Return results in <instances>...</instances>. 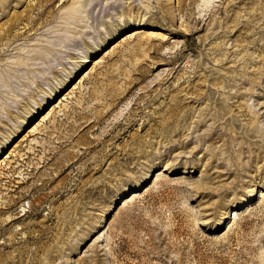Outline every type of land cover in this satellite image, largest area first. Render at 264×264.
Here are the masks:
<instances>
[{
	"label": "rangeland",
	"instance_id": "374dc122",
	"mask_svg": "<svg viewBox=\"0 0 264 264\" xmlns=\"http://www.w3.org/2000/svg\"><path fill=\"white\" fill-rule=\"evenodd\" d=\"M6 139L0 264H264V0H4Z\"/></svg>",
	"mask_w": 264,
	"mask_h": 264
},
{
	"label": "bare ground",
	"instance_id": "6f19581e",
	"mask_svg": "<svg viewBox=\"0 0 264 264\" xmlns=\"http://www.w3.org/2000/svg\"><path fill=\"white\" fill-rule=\"evenodd\" d=\"M3 1H4V0H3ZM3 1L0 0V3L3 4ZM63 99H64V98H63ZM36 111H38V112L41 111V107L38 106V107L36 108ZM34 113H35V112H34ZM256 115L258 116V114H256ZM31 117H33V115H32ZM24 123H25V122H23V124H24ZM24 125H25V124H24ZM21 126H22V125H21ZM21 126H20V127H21ZM247 135L250 136V135H251L250 132H248ZM251 136H253V134H252ZM8 141H9V140L6 139V140L0 145V153H1V150L5 149L4 147L10 142V141H9V142H8ZM262 192H263V191H261V195H260V196H261V197H264V194H263ZM93 231H94V230H93ZM89 237H90V236H89Z\"/></svg>",
	"mask_w": 264,
	"mask_h": 264
}]
</instances>
